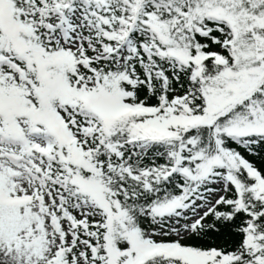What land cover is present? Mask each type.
<instances>
[{"label":"snow or ice","instance_id":"6c2138e0","mask_svg":"<svg viewBox=\"0 0 264 264\" xmlns=\"http://www.w3.org/2000/svg\"><path fill=\"white\" fill-rule=\"evenodd\" d=\"M0 264H264V0H0Z\"/></svg>","mask_w":264,"mask_h":264},{"label":"trees","instance_id":"16d2710c","mask_svg":"<svg viewBox=\"0 0 264 264\" xmlns=\"http://www.w3.org/2000/svg\"><path fill=\"white\" fill-rule=\"evenodd\" d=\"M249 159H253L252 157H249ZM257 164H259V160H257ZM234 238L229 237L228 233L222 232V233H210V238H207L205 241H200L199 243H205L206 245H211L213 242H215L216 246H223L225 243H230L231 240ZM193 242V241H189Z\"/></svg>","mask_w":264,"mask_h":264}]
</instances>
